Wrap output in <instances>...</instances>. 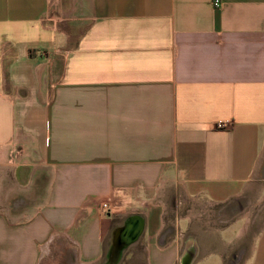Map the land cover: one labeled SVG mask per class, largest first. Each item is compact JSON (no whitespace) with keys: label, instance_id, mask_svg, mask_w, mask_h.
Returning <instances> with one entry per match:
<instances>
[{"label":"crops","instance_id":"obj_1","mask_svg":"<svg viewBox=\"0 0 264 264\" xmlns=\"http://www.w3.org/2000/svg\"><path fill=\"white\" fill-rule=\"evenodd\" d=\"M220 2L0 0V264L135 214L142 264H264V0Z\"/></svg>","mask_w":264,"mask_h":264},{"label":"flooded vegetation","instance_id":"obj_2","mask_svg":"<svg viewBox=\"0 0 264 264\" xmlns=\"http://www.w3.org/2000/svg\"><path fill=\"white\" fill-rule=\"evenodd\" d=\"M119 227L125 228V230L123 231V233L121 235L122 239H128L130 232L134 229H135V231H139V234H138L137 238L133 242L129 243L126 246V248L122 251L121 257L119 258L117 264H142L143 263V258L136 259V260L134 259L136 250L131 251L129 249L131 247H136L135 245H137V247L139 246V248H141V245L139 244V240H140V237L142 235V230H143V218L141 217L140 214H135V215H130V216L125 217L124 219H122V221L120 222V224L118 226L113 228V230L110 233V238H108V242L106 244V248H105V252L103 254V257L100 258V260L98 262H96L95 264H106L107 263L106 253H107V249L110 245L111 234L116 228H119Z\"/></svg>","mask_w":264,"mask_h":264},{"label":"water","instance_id":"obj_3","mask_svg":"<svg viewBox=\"0 0 264 264\" xmlns=\"http://www.w3.org/2000/svg\"><path fill=\"white\" fill-rule=\"evenodd\" d=\"M124 230L125 228L119 227L112 232L110 245L106 253V264H117L119 258L121 257L122 251L129 243L133 242L139 234V231H135L134 229L130 232L128 239H122L121 235Z\"/></svg>","mask_w":264,"mask_h":264},{"label":"rangeland","instance_id":"obj_4","mask_svg":"<svg viewBox=\"0 0 264 264\" xmlns=\"http://www.w3.org/2000/svg\"><path fill=\"white\" fill-rule=\"evenodd\" d=\"M251 211L252 212H254L255 211V209L254 210H252L251 209ZM256 224H257V222L255 221V225L254 226H256ZM136 253H135V256H134V259L136 260V259H141V258H144L143 256H142V251H141V248H139V246L136 248V251H135ZM126 256V255H125ZM127 257V256H126ZM45 260H47V259H43V260H41L42 262H41V264H45Z\"/></svg>","mask_w":264,"mask_h":264},{"label":"built area","instance_id":"obj_5","mask_svg":"<svg viewBox=\"0 0 264 264\" xmlns=\"http://www.w3.org/2000/svg\"><path fill=\"white\" fill-rule=\"evenodd\" d=\"M220 3H221L220 0H213V5H214L215 7H218V6L220 5ZM218 126H219V127H225V124H223V123H219ZM107 207H108L107 204H102V208H103V209L106 210Z\"/></svg>","mask_w":264,"mask_h":264},{"label":"trees","instance_id":"obj_6","mask_svg":"<svg viewBox=\"0 0 264 264\" xmlns=\"http://www.w3.org/2000/svg\"><path fill=\"white\" fill-rule=\"evenodd\" d=\"M32 54V53H31Z\"/></svg>","mask_w":264,"mask_h":264}]
</instances>
